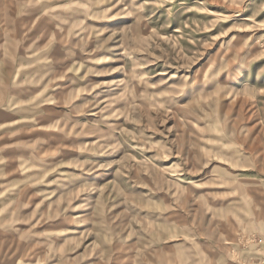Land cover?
Returning a JSON list of instances; mask_svg holds the SVG:
<instances>
[{
	"label": "rangeland",
	"instance_id": "1",
	"mask_svg": "<svg viewBox=\"0 0 264 264\" xmlns=\"http://www.w3.org/2000/svg\"><path fill=\"white\" fill-rule=\"evenodd\" d=\"M252 234L264 0H0V264H243Z\"/></svg>",
	"mask_w": 264,
	"mask_h": 264
},
{
	"label": "built area",
	"instance_id": "2",
	"mask_svg": "<svg viewBox=\"0 0 264 264\" xmlns=\"http://www.w3.org/2000/svg\"><path fill=\"white\" fill-rule=\"evenodd\" d=\"M245 243L247 244H257L258 247L256 248V261L253 262L252 259H250L249 262H245L243 264H264V234H252V235H244L242 238ZM261 247H260V246ZM245 247H248L245 245ZM243 261H246L245 259Z\"/></svg>",
	"mask_w": 264,
	"mask_h": 264
}]
</instances>
